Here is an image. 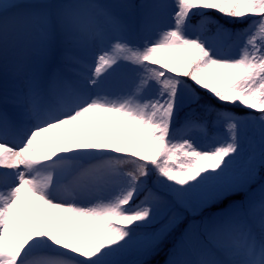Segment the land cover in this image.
Listing matches in <instances>:
<instances>
[{
  "label": "snow or ice",
  "instance_id": "6c2138e0",
  "mask_svg": "<svg viewBox=\"0 0 264 264\" xmlns=\"http://www.w3.org/2000/svg\"><path fill=\"white\" fill-rule=\"evenodd\" d=\"M162 253L264 264V0H0V264Z\"/></svg>",
  "mask_w": 264,
  "mask_h": 264
},
{
  "label": "bare ground",
  "instance_id": "6f19581e",
  "mask_svg": "<svg viewBox=\"0 0 264 264\" xmlns=\"http://www.w3.org/2000/svg\"><path fill=\"white\" fill-rule=\"evenodd\" d=\"M99 123H100V127L104 128L105 131L110 132L112 130L106 119H102ZM89 134L92 133L90 132Z\"/></svg>",
  "mask_w": 264,
  "mask_h": 264
},
{
  "label": "rangeland",
  "instance_id": "374dc122",
  "mask_svg": "<svg viewBox=\"0 0 264 264\" xmlns=\"http://www.w3.org/2000/svg\"><path fill=\"white\" fill-rule=\"evenodd\" d=\"M162 258V260L160 261V264H163V261L165 260V255L162 253L161 255H159V256H157L155 259L156 260H158V259H161Z\"/></svg>",
  "mask_w": 264,
  "mask_h": 264
}]
</instances>
